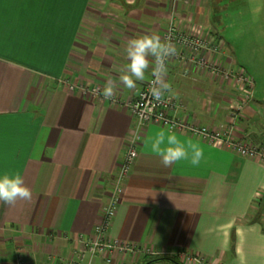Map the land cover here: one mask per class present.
Here are the masks:
<instances>
[{"label":"crops","instance_id":"obj_1","mask_svg":"<svg viewBox=\"0 0 264 264\" xmlns=\"http://www.w3.org/2000/svg\"><path fill=\"white\" fill-rule=\"evenodd\" d=\"M170 21L218 44L216 59L249 76L211 30L207 0H0V176L19 173L32 191L29 201L0 202V264L16 255L25 264H67L82 248L79 235L93 236L137 130L129 103L151 77L134 90L119 83L127 42L146 34L164 40ZM108 80L118 84L110 100L102 95ZM166 80L180 106L171 114L264 145L253 90L229 115L245 92L236 75L213 77L172 59ZM162 128L200 144L198 167H164L145 147ZM138 133L108 230L135 249L97 255L93 264L171 263L156 258L176 255L182 264H264V205L253 206L264 199V163L186 129L148 123Z\"/></svg>","mask_w":264,"mask_h":264},{"label":"built area","instance_id":"obj_2","mask_svg":"<svg viewBox=\"0 0 264 264\" xmlns=\"http://www.w3.org/2000/svg\"><path fill=\"white\" fill-rule=\"evenodd\" d=\"M163 37L164 40L171 39L178 49V55L169 58L166 62L167 65L172 59H175L182 61L185 69L195 67L208 72L213 77L220 76L222 79H228V77H233V75L237 76L238 82L244 86L245 92L242 101L235 107L232 106L229 108V114L234 116L242 107V104L249 98L252 87L251 79L249 77L244 78L243 72L234 73L229 67H224L216 59V55L220 50L219 45L210 42L202 35L181 31L170 21L164 31ZM152 80L153 77L151 76L137 92L136 98L129 103L130 111L136 119L137 130L129 139L126 153L116 173L111 196L103 208L101 220L94 227L92 237L86 238V236L79 235V239L82 241V248L76 252L75 256L67 264H93L94 258L97 255L107 256L115 252L128 254L135 249L129 244L122 243L117 239H111L108 236V230L111 226L122 192L123 183L121 180L126 178L137 154L136 147L140 139L138 130L141 126L148 123H155L174 130L186 129L191 134L200 137L209 144L219 147L222 146L240 156L256 158L264 163V146H254L245 141L233 139L231 137V131L224 125L220 126V128H211L205 125L190 123L182 117L171 114V112H175L180 107L179 104L167 94H165L161 101H156L150 93ZM87 91V89H83V92ZM90 93L97 94L98 90L91 88ZM133 140L135 141L134 143L132 142ZM106 260L109 261V257ZM11 264H25V261L22 256L16 255Z\"/></svg>","mask_w":264,"mask_h":264},{"label":"clouds","instance_id":"obj_3","mask_svg":"<svg viewBox=\"0 0 264 264\" xmlns=\"http://www.w3.org/2000/svg\"><path fill=\"white\" fill-rule=\"evenodd\" d=\"M126 55L128 64L121 70L120 84L129 90H134L137 82H144L150 74L153 77L150 93L156 101H161L166 93H172V86L166 80L168 72L166 62L169 58L178 55V49L171 39L162 40L156 34L134 37L127 42ZM117 87L116 82L108 80L102 89L103 97L106 100L113 99ZM144 144L152 153L160 157L164 167L180 162L198 167L204 159V149L198 142L190 139L182 140L176 132L168 129L162 128L156 131L154 136L144 140ZM31 199L32 191L25 185L19 173L13 176H0V202L14 204L17 200Z\"/></svg>","mask_w":264,"mask_h":264},{"label":"rangeland","instance_id":"obj_4","mask_svg":"<svg viewBox=\"0 0 264 264\" xmlns=\"http://www.w3.org/2000/svg\"><path fill=\"white\" fill-rule=\"evenodd\" d=\"M207 5L211 30L230 45L231 57L249 74L243 72L244 78L250 77L252 81L250 97L258 102V107L264 113V0H207ZM234 102L231 104L235 107L240 101ZM254 128L261 131L260 136L264 137V119H260Z\"/></svg>","mask_w":264,"mask_h":264},{"label":"trees","instance_id":"obj_5","mask_svg":"<svg viewBox=\"0 0 264 264\" xmlns=\"http://www.w3.org/2000/svg\"><path fill=\"white\" fill-rule=\"evenodd\" d=\"M254 146H258V145H256V144H253ZM259 146H264V145H260L259 144ZM264 205V199L260 196V197H258V199L255 201V202H253V206L254 207H257V209L259 208L260 210H261V212H262V206ZM261 212H260V214H261ZM261 230H262V232L264 233V223L262 222V225H261ZM165 258H167V259H170L171 261H173L174 263H176V264H182L179 260H178V258H177V255L176 256H168V257H158V258H156V259H165Z\"/></svg>","mask_w":264,"mask_h":264},{"label":"bare ground","instance_id":"obj_6","mask_svg":"<svg viewBox=\"0 0 264 264\" xmlns=\"http://www.w3.org/2000/svg\"><path fill=\"white\" fill-rule=\"evenodd\" d=\"M124 180H125V179H122L121 182L123 183Z\"/></svg>","mask_w":264,"mask_h":264}]
</instances>
